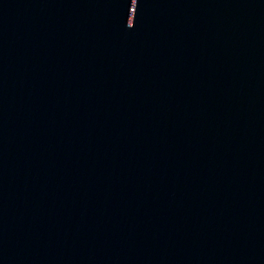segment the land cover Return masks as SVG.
<instances>
[{"label": "water", "instance_id": "95a60500", "mask_svg": "<svg viewBox=\"0 0 264 264\" xmlns=\"http://www.w3.org/2000/svg\"><path fill=\"white\" fill-rule=\"evenodd\" d=\"M0 264H264V0H0Z\"/></svg>", "mask_w": 264, "mask_h": 264}]
</instances>
